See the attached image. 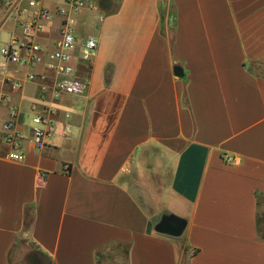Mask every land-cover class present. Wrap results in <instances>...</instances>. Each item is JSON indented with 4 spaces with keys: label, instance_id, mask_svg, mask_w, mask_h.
<instances>
[{
    "label": "crops",
    "instance_id": "1",
    "mask_svg": "<svg viewBox=\"0 0 264 264\" xmlns=\"http://www.w3.org/2000/svg\"><path fill=\"white\" fill-rule=\"evenodd\" d=\"M90 3L84 97L55 99L43 64L0 83V131L8 107L25 136L33 104L57 108L47 147L0 152V264H264V0ZM2 34L21 30L0 7ZM173 217L180 237L157 231Z\"/></svg>",
    "mask_w": 264,
    "mask_h": 264
},
{
    "label": "built area",
    "instance_id": "2",
    "mask_svg": "<svg viewBox=\"0 0 264 264\" xmlns=\"http://www.w3.org/2000/svg\"><path fill=\"white\" fill-rule=\"evenodd\" d=\"M0 7L5 19H13L21 30L20 37L11 35L0 47V83H9L13 89H21V82L6 77L10 64L19 67L43 64L57 75L53 86L55 99L62 95L84 97L89 83L77 77V65L79 62L92 65L98 52L99 40L96 36H88L79 41L76 27L83 12L93 11L94 6L90 0H0ZM57 18L60 19V39L56 48L48 51L41 42V37L49 29L55 28ZM98 19L101 23L104 16H99ZM5 100L6 97L0 98V106L4 105ZM36 109V104L30 108L29 115L33 124L30 126V135L25 136L16 126L22 112L17 107H8V120L3 131H0V152L5 151L6 157L23 159L24 141L30 142L37 149L48 146L56 131L54 116L57 108L47 106L40 113H36ZM70 132L71 127L66 125L65 133Z\"/></svg>",
    "mask_w": 264,
    "mask_h": 264
},
{
    "label": "water",
    "instance_id": "3",
    "mask_svg": "<svg viewBox=\"0 0 264 264\" xmlns=\"http://www.w3.org/2000/svg\"><path fill=\"white\" fill-rule=\"evenodd\" d=\"M175 75L183 77L184 73L181 67L175 68ZM185 230V223L179 218H170L157 226V231L172 237H180Z\"/></svg>",
    "mask_w": 264,
    "mask_h": 264
},
{
    "label": "rangeland",
    "instance_id": "4",
    "mask_svg": "<svg viewBox=\"0 0 264 264\" xmlns=\"http://www.w3.org/2000/svg\"><path fill=\"white\" fill-rule=\"evenodd\" d=\"M7 34H2L1 40H0V47L3 43H6L8 41V37L6 36Z\"/></svg>",
    "mask_w": 264,
    "mask_h": 264
}]
</instances>
